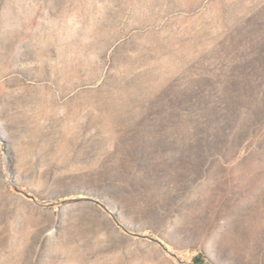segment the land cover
I'll return each mask as SVG.
<instances>
[{
    "label": "rangeland",
    "instance_id": "obj_1",
    "mask_svg": "<svg viewBox=\"0 0 264 264\" xmlns=\"http://www.w3.org/2000/svg\"><path fill=\"white\" fill-rule=\"evenodd\" d=\"M0 122V264H264V0H0Z\"/></svg>",
    "mask_w": 264,
    "mask_h": 264
},
{
    "label": "bare ground",
    "instance_id": "obj_2",
    "mask_svg": "<svg viewBox=\"0 0 264 264\" xmlns=\"http://www.w3.org/2000/svg\"><path fill=\"white\" fill-rule=\"evenodd\" d=\"M1 123V122H0ZM5 141V134L4 132L0 129V156H1V171L2 173L7 177V180H9V169H10V164H9V160H10V156L8 155V150H7V144L4 143ZM21 190V189H20ZM23 191V190H22ZM23 194V193H21ZM24 195V194H23ZM31 194L29 193V196ZM25 196V195H24ZM78 197H73V198H83V197H87V198H90V201L89 202H92V203H95L94 200L97 199V197L94 195H91V196H82V195H77ZM27 197V196H25ZM29 199H31L32 201L36 202L37 200L33 197H27ZM104 201V203L106 204L107 206V209L108 210V214L110 213H113V211H116L115 213H117L118 217H116L115 222L118 224V226L122 229H124L125 231H127L128 233H133L132 231H136L137 234H139L141 237H152V238H158L154 235H148L146 234L145 232H142V231H138V230H133L131 227H130V221L118 210H115L114 207L112 205L109 204V202L107 203L106 201L108 200H102ZM110 211V213H109ZM129 223V224H128ZM167 249L172 252V253H175L172 249H170L169 247H167ZM183 263H179L178 259H176V261L179 263V264H188L190 262V260L186 259V258H183L181 257L179 254L175 253ZM173 257V256H172Z\"/></svg>",
    "mask_w": 264,
    "mask_h": 264
},
{
    "label": "water",
    "instance_id": "obj_3",
    "mask_svg": "<svg viewBox=\"0 0 264 264\" xmlns=\"http://www.w3.org/2000/svg\"><path fill=\"white\" fill-rule=\"evenodd\" d=\"M16 190H18L19 192L23 193L25 196L27 197H33L32 195L29 196V192H26V191H22L20 189H18L17 187H15ZM34 198V197H33ZM79 201H90V198H87V197H83V198H70V199H64V200H61L59 202H57L58 204H61V205H64V204H69V203H73V202H79ZM96 204L100 205L107 213H108V210L107 209V206L106 204L104 203V201H99L98 199L94 200ZM110 213V211H109ZM111 217L113 219H116V217H118L117 213L113 212V213H110ZM133 233H131L132 235L134 236H137V237H141L139 234L136 233V231H132ZM148 239H150L151 241H153L154 243L158 244L165 252H167L169 255L175 257L178 259L179 263H183L181 261V259L175 254V253H172L170 252L168 249H167V246L161 241V239L159 238H152V237H148ZM188 264H196V263H188Z\"/></svg>",
    "mask_w": 264,
    "mask_h": 264
}]
</instances>
